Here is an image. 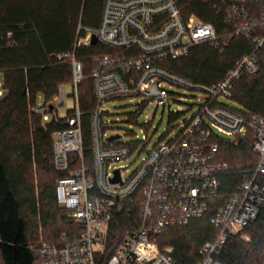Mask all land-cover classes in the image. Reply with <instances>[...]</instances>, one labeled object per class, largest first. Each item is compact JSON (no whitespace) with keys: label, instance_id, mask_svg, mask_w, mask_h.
Segmentation results:
<instances>
[{"label":"built area","instance_id":"built-area-1","mask_svg":"<svg viewBox=\"0 0 264 264\" xmlns=\"http://www.w3.org/2000/svg\"><path fill=\"white\" fill-rule=\"evenodd\" d=\"M192 0H103L98 27H78L73 49L54 55L72 68L73 105L64 116V85L49 105L39 99L29 110L44 121L55 120L62 128L52 133L53 167L60 174L55 185L58 205L69 212L76 229L63 232L58 242L43 239L28 244L34 264H176L171 247H160L158 238L169 227L209 216L219 230L216 239L198 250L197 264H223L216 258L228 234L247 227L264 211V116L245 111L232 99L233 87L242 75H254L264 53V0H202L219 15L222 28L187 13ZM251 42L224 77L204 85L171 71L160 61L188 56L199 44L222 51L229 41ZM102 45L106 52L89 57L94 107L87 112L91 165L83 153L85 113L80 109L77 85L85 78V66L75 50ZM199 92L201 103L185 119L177 118L178 130L169 139L145 150L143 141H121L108 134L109 114L103 109L117 99H137L165 107L179 96L168 87ZM2 89L0 87V96ZM233 101L234 108L219 99ZM177 112L171 111L169 114ZM136 111L131 115L135 117ZM168 129V128H167ZM217 133L235 141L251 135V150L258 159L252 175L230 192L221 188L220 174L227 164L217 158ZM117 135L110 139L112 136ZM144 150L138 166L119 164ZM126 221L121 240L110 238L111 228Z\"/></svg>","mask_w":264,"mask_h":264},{"label":"trees","instance_id":"trees-1","mask_svg":"<svg viewBox=\"0 0 264 264\" xmlns=\"http://www.w3.org/2000/svg\"><path fill=\"white\" fill-rule=\"evenodd\" d=\"M103 0H0V264H34L37 260L28 244L37 241L41 224L45 241L56 243L63 232L77 227L69 212L55 198L60 174L53 167L52 133L62 128L55 120L44 121L29 110L41 100L50 105L58 86L72 84V68L54 55L73 49L78 27L96 29ZM187 13L211 22L217 30L222 24L211 4L192 0ZM252 44L240 38L218 50L208 43L194 46L188 56L164 59L162 65L193 82L212 85L219 82L234 62L249 52ZM102 45L75 50L85 66V78L77 85L80 109L86 114L83 125V153L91 165L87 112L95 105L89 73V57L106 52ZM260 68L254 75H242L233 87L232 99L245 111L264 116V53H259ZM171 114L170 119L177 118ZM251 135L237 141L219 136L217 158L227 164L220 174L222 191L228 193L249 179L257 162L251 150ZM43 174L35 194L34 173ZM264 183V176L261 177ZM126 221L115 224L110 238L121 240ZM219 230L209 216L192 219L184 226L164 229L160 247H171L176 264H197L205 242L216 239ZM264 253V211L247 227L228 234L216 258L223 264H252Z\"/></svg>","mask_w":264,"mask_h":264},{"label":"rangeland","instance_id":"rangeland-1","mask_svg":"<svg viewBox=\"0 0 264 264\" xmlns=\"http://www.w3.org/2000/svg\"><path fill=\"white\" fill-rule=\"evenodd\" d=\"M65 100L64 104L58 109V116L62 117L66 113L67 109L73 105L74 88L70 83L64 84ZM179 94L176 98L170 99L169 104L165 107L156 106L153 103H149L141 108L138 105L137 99H117L107 102L103 105V109H108L109 114L104 116V119L110 122L111 128L108 134L120 135L121 141H143L146 144V149L153 146L159 141L169 139L176 134L178 126L176 119L179 117L185 119L191 116L197 109V106L201 103L198 100L199 92L191 91L180 87H168ZM220 102H224L227 105L239 108L233 101H226V99H219ZM42 104V103H41ZM169 108L171 111L177 112L178 116L175 119H170ZM139 114L135 117H131L130 114L134 112ZM168 128V129H167ZM221 138L235 141L234 136H228L222 133H217ZM144 155V150L138 154H133L130 158L121 161L119 164L129 166L123 170V175L127 176L132 170H134L140 163L141 157ZM43 174L35 172L33 176V182L35 186V194L38 196V182ZM44 239L42 233L41 224H38V237L36 240ZM252 264H264V253L257 257H254Z\"/></svg>","mask_w":264,"mask_h":264},{"label":"water","instance_id":"water-1","mask_svg":"<svg viewBox=\"0 0 264 264\" xmlns=\"http://www.w3.org/2000/svg\"><path fill=\"white\" fill-rule=\"evenodd\" d=\"M49 108H52V105H49ZM114 137H117V135L112 136L110 139H112V138H114Z\"/></svg>","mask_w":264,"mask_h":264}]
</instances>
